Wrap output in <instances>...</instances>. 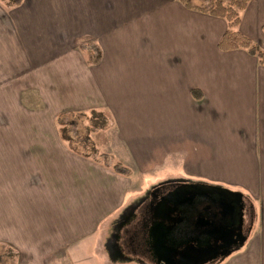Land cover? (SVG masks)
<instances>
[{
    "label": "crops",
    "instance_id": "0c3cea01",
    "mask_svg": "<svg viewBox=\"0 0 264 264\" xmlns=\"http://www.w3.org/2000/svg\"><path fill=\"white\" fill-rule=\"evenodd\" d=\"M263 24L264 0H251L238 29L264 49ZM225 29L178 0H0V264H87L97 229L69 196L24 197L40 160L64 174L74 158L70 146L24 144L37 133L10 128L34 112L28 90L43 104L52 91L66 111L109 110L120 152L133 157L126 173L140 169L147 184L158 173L165 192L238 193L242 231L204 264H264V66L244 49L220 50Z\"/></svg>",
    "mask_w": 264,
    "mask_h": 264
},
{
    "label": "rangeland",
    "instance_id": "374dc122",
    "mask_svg": "<svg viewBox=\"0 0 264 264\" xmlns=\"http://www.w3.org/2000/svg\"><path fill=\"white\" fill-rule=\"evenodd\" d=\"M211 1L213 3V0L206 2L209 4ZM49 92L52 91L41 93L46 99L43 104L36 94L28 90L24 102L26 101L27 108L33 109L34 112L33 114L26 112L21 120L13 123V127L10 128L21 130L24 135L30 131L33 136L37 133L36 138L24 137V144L32 142L39 147L72 145L70 146L72 150H76L73 151L74 154L66 152L76 160L74 158L70 160L72 165L67 163L68 167H65L64 174L61 172L62 164L58 162L48 164L45 160H40L39 179L37 177L39 183L37 180V184L26 187L24 197H28L25 194L31 195V192L35 197L48 194L49 204L52 205L57 199L61 202L59 204H62V196H69L72 209L75 206L85 207L87 215L94 213V216L86 218L88 230L97 228L93 234H87L85 255L87 264H100L101 262L96 260V255L100 254L111 264H154V261L142 254L128 238L142 221L143 211L153 197L152 193L159 189L161 177L153 172L155 174L151 173L153 175L148 179L151 184H147L140 169L134 168L130 174L126 173L130 169L129 161L133 157L131 153L128 156L127 152H120L118 129L109 110L105 107L90 108L84 105L81 110L66 111L60 109V105L53 104L56 101L53 93ZM38 104L41 107L37 108ZM92 109H96L97 114L103 113L106 118L102 129H95ZM62 110H64L62 113H65L63 118L68 121L67 133L71 135V140H64L57 133L59 124L54 119ZM43 156L47 154H40V157ZM140 158H143V155H140ZM116 162L124 167L125 173L116 172L112 168ZM35 199L38 200L37 197ZM40 203L46 206L45 197L40 198ZM248 215L251 218L253 213Z\"/></svg>",
    "mask_w": 264,
    "mask_h": 264
},
{
    "label": "flooded vegetation",
    "instance_id": "af4514ba",
    "mask_svg": "<svg viewBox=\"0 0 264 264\" xmlns=\"http://www.w3.org/2000/svg\"><path fill=\"white\" fill-rule=\"evenodd\" d=\"M152 195L142 221L128 239L154 264H164L153 245L152 231L156 226L169 229L163 241L175 251L190 246L208 250L226 242L229 233L240 234V216L248 212L237 196L203 186L177 187L169 192L159 188ZM176 261L175 264H188Z\"/></svg>",
    "mask_w": 264,
    "mask_h": 264
},
{
    "label": "trees",
    "instance_id": "16d2710c",
    "mask_svg": "<svg viewBox=\"0 0 264 264\" xmlns=\"http://www.w3.org/2000/svg\"><path fill=\"white\" fill-rule=\"evenodd\" d=\"M6 1L11 5H18L22 0ZM178 1L183 3L184 6L189 9L208 8V13L211 16L221 18L226 22V29L218 42V48L220 50L228 51L244 49L250 55L255 56L260 65L264 66V49L259 47L255 42H253L248 36L240 32L238 29L241 22V13L244 11L251 0H213L211 6H209V4L206 2L208 0H199V2H197V0ZM262 32L264 33V24L262 25ZM194 95H197V93L194 92ZM92 112L94 114V116L92 117L95 121V129H102V126H104L105 124L106 118L104 117L103 113L97 114L96 109H92ZM64 114L65 113H60L55 118V121L57 122V124H59V136L64 140H71V135L67 133L68 121L63 118ZM104 164L107 165L108 163L104 162ZM112 168L116 172L124 173V167H122L117 162L113 163Z\"/></svg>",
    "mask_w": 264,
    "mask_h": 264
},
{
    "label": "water",
    "instance_id": "95a60500",
    "mask_svg": "<svg viewBox=\"0 0 264 264\" xmlns=\"http://www.w3.org/2000/svg\"><path fill=\"white\" fill-rule=\"evenodd\" d=\"M212 189H217L223 192H226L228 195H235L240 199V195L236 192H231L226 189H222L219 187H207ZM241 200V199H240ZM168 217V216H166ZM240 223L242 224V215L240 216ZM161 228V229H160ZM167 229L164 226H156L152 231V237H153V245L157 252H160L159 255L161 259L163 260L164 264H175V259L181 262H188V264H204L208 260L212 259L216 254L219 252V250L226 246L227 244H230L231 242H234L235 236L239 235V233L231 232L229 233V237L226 242H223L221 245H216L215 247L203 250L202 248H195V247H186L183 248L180 251H175L173 248L167 247L164 244L165 237L167 234ZM164 240V241H163Z\"/></svg>",
    "mask_w": 264,
    "mask_h": 264
}]
</instances>
